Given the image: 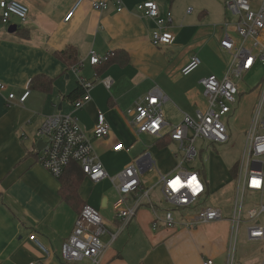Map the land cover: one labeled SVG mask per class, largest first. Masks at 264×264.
I'll return each mask as SVG.
<instances>
[{
    "label": "crops",
    "instance_id": "obj_1",
    "mask_svg": "<svg viewBox=\"0 0 264 264\" xmlns=\"http://www.w3.org/2000/svg\"><path fill=\"white\" fill-rule=\"evenodd\" d=\"M17 1L28 7L27 19L21 21L12 16L7 24L0 20V82L5 85L0 91V264L32 261L64 264L61 245L70 235L78 212L61 197L59 179L38 161L40 150L36 144L40 139L36 130L42 118L56 113L72 114L91 135L102 113L110 124V135L101 140L91 139L111 174L127 166L120 165L123 160L132 159L131 149L141 135L151 137L158 159L146 144L138 150L137 157L144 152L150 154L152 170L143 173L141 180L143 185L154 188L158 174L177 169L179 159L175 154L170 156L169 163L161 164L162 156L167 158L165 150L168 146L175 147V143L164 145L155 136L137 135L126 110L154 87L166 96L162 110L169 123L180 122L184 113L193 115L198 109H206L207 97L200 79L208 74L224 75L227 65L220 70L221 66L216 68L214 62L221 54H228L220 47L225 32L222 25L228 22L229 33L236 36L233 28L236 17L226 9L225 0H152L161 16L170 12L171 22L166 27L173 34L171 43L155 46L150 42L154 20L136 9V4L145 0H121V11H117L115 0H107V7L102 10L93 9L91 0H82L69 20L64 17L76 0ZM11 24L17 25L13 32L8 31ZM18 27L26 35L16 31ZM66 49L75 51L76 70L56 55ZM92 50L101 58L113 50L125 53L119 52L116 61L110 64L95 66L89 62ZM194 54L209 67L204 71H209L207 74L181 73L182 66ZM37 75L50 78L45 90L30 86V80ZM105 78L110 80L108 86L103 82ZM80 79L92 82L88 97L82 96L80 102L67 99L65 96L80 84ZM26 91L28 96L18 102ZM9 93L15 98L8 99ZM238 98L240 101L239 95ZM117 141L128 149L112 150ZM219 167V164L211 166L210 192H217L228 180ZM107 181L92 183L85 176L78 193L83 202L91 203L99 211L110 205L112 220L101 216L113 232L120 224L113 209L115 188L112 199L106 194L95 197L92 194L104 188ZM232 183L235 186V180ZM157 206L160 212L165 208ZM152 217L151 209L145 205L112 241L105 234L103 239L108 245L100 264H201L204 258H213L216 264L226 262L231 233L228 218L200 223L190 229L178 225L153 229ZM204 227H220L211 248L204 249L195 240L197 230ZM245 232L246 238L255 242L258 254L236 248L234 264H264V238L250 240L247 227ZM31 234H35L44 249L29 238Z\"/></svg>",
    "mask_w": 264,
    "mask_h": 264
},
{
    "label": "built area",
    "instance_id": "obj_2",
    "mask_svg": "<svg viewBox=\"0 0 264 264\" xmlns=\"http://www.w3.org/2000/svg\"><path fill=\"white\" fill-rule=\"evenodd\" d=\"M115 1L117 11H121L122 1ZM81 2L82 0H76L64 17L65 20L72 17ZM107 4V0H91L92 8L95 10L106 8ZM224 4L236 17L233 24L236 36L229 33L230 24L225 22L222 25L225 32L220 40V47L230 55V62L222 77L208 75L200 79L207 97V108L198 109L193 115L184 113L180 122L169 123L162 110L166 96L158 87H154L137 98L126 110L130 124L137 135L145 133L157 139L169 136L175 143V156L179 159L177 169L167 174H158L157 182L154 184L161 186L160 195L168 203L161 212L151 198L150 191L153 187L143 185L141 180V175L152 170L153 167V162L147 156L148 152L136 157L114 175H110L105 169L91 139L92 137L101 140L110 135V124L102 113H99L91 135L72 114L56 113L42 118L36 130V136L45 142L40 150L39 163L58 178L70 162H76L92 183L109 179L118 196L113 203V209L120 224L113 232L106 227L95 207L89 203L82 206L70 235L61 245L60 255L63 261L100 264V257L108 245L103 236L107 234L112 241L145 205L152 211L153 229L175 228L177 225L190 229L200 223L224 218L223 206L209 203L210 192L201 170L186 165L194 161L199 154L197 140L207 141L210 144H223L229 141L228 120L239 104V87L235 78L241 77L258 63L264 64V0H225ZM136 9L155 22L150 35V42L153 45L160 46L172 42L173 34L166 27V24L171 22L170 12L166 16H161L157 3L152 0L137 3ZM27 15L28 7L22 2L0 0V20L3 24H7L12 16L25 21ZM104 59L106 56L101 58L93 50L90 51V64H98ZM200 64L199 56L194 54L180 71L183 75H187ZM72 68L76 70L77 66L73 65ZM103 82L108 86L110 80L105 78ZM79 83L85 89L83 98H87L92 82L80 79ZM3 89L5 85L0 82V91ZM28 94L29 91L22 94L18 102H23ZM13 98L15 95L9 93L8 99ZM245 139L243 157L234 179V201L228 217L231 233L227 259L223 264L235 263L234 248L243 222L246 224L250 240L264 238V222L260 220V217L264 216V78L259 83L258 100ZM127 149L128 147L121 141L112 145V150L115 152ZM176 177L180 178L182 186L178 190H173L169 181ZM192 177L196 180L190 184ZM253 180L259 181V185H254ZM247 198H251L250 203L253 205L246 210L247 217L243 220ZM29 238L44 249L35 234H31ZM28 264L42 263L32 261ZM201 264L216 263L213 258H204Z\"/></svg>",
    "mask_w": 264,
    "mask_h": 264
},
{
    "label": "rangeland",
    "instance_id": "obj_3",
    "mask_svg": "<svg viewBox=\"0 0 264 264\" xmlns=\"http://www.w3.org/2000/svg\"><path fill=\"white\" fill-rule=\"evenodd\" d=\"M230 62V57L228 54H221L219 57H217V62H214V65L221 66L220 70L223 69V66H226ZM209 67L205 63H201L196 69H194L189 75H196L199 72H204L208 70ZM209 72V71H208ZM208 72H204V74H207ZM209 75V74H208ZM264 78V64L258 63L252 70L243 73V75L239 78H235V82L237 83L239 87V96L241 97V100L239 101V104L236 106L234 113H231V116L228 120L227 129L228 134L230 135L229 141L223 144H210L207 141L197 140L196 146L199 151V154L197 155L196 159L189 163V166L199 168L200 170L203 169L205 171V179L207 182L211 181V166L215 164H219V170L222 171L223 177L228 180L222 185V188L219 189L217 192L212 190L210 192L209 196V203L216 205V206H223V217L228 218L230 217L229 213L231 210V205L233 203L234 198V190L235 187L232 186V171L234 166L239 165L242 157H243V150L245 146V137H246V130L249 127V123L251 120V116L253 113V110L255 108L256 102L258 100V94H259V83ZM152 138L148 137L146 135H141L140 140L134 145V147L131 149V157L132 159L137 157L139 152L141 151L140 148L143 146V144H146L148 146L149 150L152 152V155L154 158L158 159L155 156L154 149L152 147ZM139 150V152H138ZM146 150V151H149ZM176 149L174 145L168 146L165 150V154L167 155V158L162 156L161 164L169 163L170 156L175 154ZM170 155H169V154ZM132 159L123 160L121 163V167H124L125 165H128L131 163ZM214 162V164H213ZM155 168V167H154ZM110 175H114L115 173H109ZM113 185L108 179L106 185L104 188H100L96 190L95 192H92L93 197L95 195H102L106 194L109 198H113L114 190ZM160 185H157L153 188L151 191V196L155 200V202L159 205L168 206V203L162 199L160 195ZM210 190V188H209ZM118 196H116L117 198ZM251 198H247L244 204V212H243V220H245L246 216V210L250 208L253 203H250ZM90 205H92L90 203ZM94 207V206H93ZM96 208V207H95ZM97 209V208H96ZM98 210V209H97ZM99 211V210H98ZM99 213L106 217L110 221L112 220L113 211L110 207L104 209L103 211L100 210ZM261 219H264L263 216L260 217ZM105 223V222H104ZM108 227V223H105ZM110 227V226H109ZM108 227V228H109ZM246 224L243 222L240 225L239 233L237 236V246L235 245L234 248V254L237 250L241 249L243 251L252 252L255 253V255L258 254V249L255 244V242L249 241L246 238V232H245ZM196 234L195 240L199 245H203L204 249L211 248L213 238L217 235V233L220 232V227L216 228H209L204 227L202 229L199 228ZM108 236H105L104 238H107ZM246 238V239H245ZM215 246V244H214Z\"/></svg>",
    "mask_w": 264,
    "mask_h": 264
},
{
    "label": "trees",
    "instance_id": "obj_4",
    "mask_svg": "<svg viewBox=\"0 0 264 264\" xmlns=\"http://www.w3.org/2000/svg\"><path fill=\"white\" fill-rule=\"evenodd\" d=\"M16 31H19L22 35H26V32L24 29L18 27ZM119 52L125 53L123 50H113L111 51L107 56L106 59L102 60L100 64H95V66H101V65H107L110 64L112 61H116L115 58H117V55ZM56 55L58 58H60L68 67H71L73 65L77 64L75 51L74 50H62L56 52ZM97 68V67H96ZM97 74V73H96ZM51 83L50 78H48L45 75H37L34 76L29 84L31 87H37L39 89L47 88V85ZM85 93V89L81 84H78V86L73 89L69 94H67L65 97L71 101H76L80 99ZM161 144H168L171 142L169 136H165L163 139L158 140ZM237 170L238 165L234 166L232 171V180L235 179L237 176ZM201 172L205 178V171L201 169ZM85 177L84 172L82 171L80 165L76 162H70L68 166L65 168L63 173L58 177L60 182L59 192L61 197L70 204L77 212H79L82 208V206L85 204L80 199L78 190L79 187ZM207 182V181H206ZM208 189H209V183L207 182ZM64 264H83L78 262H68L64 261Z\"/></svg>",
    "mask_w": 264,
    "mask_h": 264
},
{
    "label": "snow or ice",
    "instance_id": "obj_5",
    "mask_svg": "<svg viewBox=\"0 0 264 264\" xmlns=\"http://www.w3.org/2000/svg\"><path fill=\"white\" fill-rule=\"evenodd\" d=\"M195 180H196L195 177H192L191 178V181H194L195 182ZM252 183L254 185H259V181H257V180H253ZM169 184H170V187L173 188V190H178L182 186L181 180H180L179 177H176V178L172 179L171 181H169Z\"/></svg>",
    "mask_w": 264,
    "mask_h": 264
},
{
    "label": "water",
    "instance_id": "obj_6",
    "mask_svg": "<svg viewBox=\"0 0 264 264\" xmlns=\"http://www.w3.org/2000/svg\"><path fill=\"white\" fill-rule=\"evenodd\" d=\"M17 25L15 24H11L9 27H8V31L9 32H13L15 31ZM45 142H43L41 139L37 141V147H38V150H41V148L44 146ZM148 158L150 159V161L152 162V158L150 156V154H147Z\"/></svg>",
    "mask_w": 264,
    "mask_h": 264
},
{
    "label": "clouds",
    "instance_id": "obj_7",
    "mask_svg": "<svg viewBox=\"0 0 264 264\" xmlns=\"http://www.w3.org/2000/svg\"><path fill=\"white\" fill-rule=\"evenodd\" d=\"M189 183H191V184H192V183H194V181H191V180H190V181H189Z\"/></svg>",
    "mask_w": 264,
    "mask_h": 264
}]
</instances>
